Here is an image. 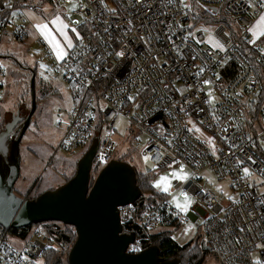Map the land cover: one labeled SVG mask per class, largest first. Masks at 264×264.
<instances>
[{"label":"built area","instance_id":"1","mask_svg":"<svg viewBox=\"0 0 264 264\" xmlns=\"http://www.w3.org/2000/svg\"><path fill=\"white\" fill-rule=\"evenodd\" d=\"M53 1L75 3L73 14L80 18L72 24L86 30L63 60L55 58L43 37L37 40L73 97L58 148L72 156L99 134L93 159L98 171L119 159L115 155L127 137L126 143L141 146L153 170L167 167L173 172L183 166L187 173L172 184L173 193H187L193 201L187 215L170 202L172 194L156 197L150 205H145L149 196H141L119 207L123 227L135 233L127 251H142L153 234L176 229L189 216L197 223L201 219L203 247L222 264H264V159L255 149L264 141V100L260 129L251 131L255 120L248 119L264 85V52L248 29L264 9L249 7L248 0ZM192 1L208 16L227 14L231 25L196 24ZM0 9L7 11L0 36L23 42L32 24L26 2L0 0ZM209 36L224 49L212 46ZM121 51L124 55L117 56ZM211 83L219 90L216 101L206 88ZM119 117L127 121L123 133L116 128ZM208 170L219 178L230 177L239 197L228 202L220 197L203 176ZM47 230L43 224L33 225L23 248L0 237V264H43L39 260L47 249L66 246Z\"/></svg>","mask_w":264,"mask_h":264},{"label":"rangeland","instance_id":"2","mask_svg":"<svg viewBox=\"0 0 264 264\" xmlns=\"http://www.w3.org/2000/svg\"><path fill=\"white\" fill-rule=\"evenodd\" d=\"M26 7L32 21L27 38L23 42H17L9 34L0 36V63L5 68L4 74L0 73L2 76L0 111L4 112L0 121V129L2 125L11 120L12 115L17 111L20 112V115L26 116L31 110V79L35 74L37 107L21 141V173L15 184L17 194L24 198L28 195L30 197H37L42 192L63 184L66 182L67 177H73L76 173L79 159L91 145V143L87 144L82 151L72 156L67 155L62 149L58 148L65 123L68 121L73 107V97L69 84L56 71L52 62L46 59L45 50L37 42L41 35L35 28L36 23H48L49 27H54L51 21L55 16L59 15L65 23L69 24L67 32L73 42L75 41L74 47L86 31L72 24L76 18L80 17L73 14V8L69 12L70 6L63 5L57 1L26 0ZM73 28L76 30L75 32L72 31ZM77 33L79 34L78 36ZM54 35L62 45H66L63 36L55 32ZM260 42H264V37L258 39L257 43L260 44ZM211 45L213 46L212 43ZM33 71L35 72L34 74ZM206 88L211 100L216 101L219 94L217 85L211 83ZM250 118L248 116L249 120ZM59 120H63L64 123L59 125ZM126 123L127 121L124 117L118 118L116 128L119 132L123 133L125 131L127 128ZM260 126L261 121L258 119L255 121V129L259 130ZM126 139L127 137H123L121 148L115 157L129 162L138 174L143 173L148 175L151 184L158 192L172 194L170 202L173 205H175L173 197L176 198V201L184 203V197L180 191L172 192V184L175 178L171 174L178 172L179 168H176L173 172L167 167L153 170L147 160H145L141 146H132L126 143ZM146 140L147 138H144L143 143ZM258 150L264 153V141H259ZM147 167H150L152 170L148 171ZM101 169L98 171L93 169L92 175L96 177ZM165 176L170 181V188L167 192L162 190L163 185L160 188L155 186V182ZM203 176L208 181V185L220 197L225 196L227 198L225 199L226 202L229 199L239 197L240 190L239 188L236 189L230 177L219 178L213 171L209 170L205 171ZM187 212H185V215H187ZM201 222V219L197 223L193 218L188 216L181 226L171 229L172 237L181 245L191 242L186 251L193 254L200 253V256H198V259H201L199 264H222L220 258L213 251L206 250L204 253L199 249L198 245L204 242V233L200 226ZM29 238L30 232L24 236L20 234L16 235L13 232H10L8 235V239L19 248H23L29 241ZM192 248L198 249H194L195 251L193 252L191 251ZM39 261L45 264V257ZM194 263L195 261L189 260L185 264ZM63 264L67 263L64 262Z\"/></svg>","mask_w":264,"mask_h":264},{"label":"water","instance_id":"3","mask_svg":"<svg viewBox=\"0 0 264 264\" xmlns=\"http://www.w3.org/2000/svg\"><path fill=\"white\" fill-rule=\"evenodd\" d=\"M31 97L29 113L23 116L17 111L0 131V225L22 228L47 221L73 225L77 239L69 253V264H181L178 258H162L157 245L138 253L127 251L135 233L124 231L119 207L135 202L143 191L136 169L125 160L113 159L96 177L92 175L99 134L68 181L33 199L15 192L21 173V141L37 107L34 76ZM204 248L209 250L206 245Z\"/></svg>","mask_w":264,"mask_h":264},{"label":"trees","instance_id":"4","mask_svg":"<svg viewBox=\"0 0 264 264\" xmlns=\"http://www.w3.org/2000/svg\"><path fill=\"white\" fill-rule=\"evenodd\" d=\"M49 1H53V0H49ZM22 3H25L26 0H21ZM191 8H192V13L194 15V22L196 24L199 23H206V22H224L227 25H231V17L228 16L225 13H222L220 16H208L205 13H207L199 4L195 3L192 1L191 4ZM7 15V11L6 9H0V21H2V19L4 20L6 18ZM258 41V40H257ZM256 41V43H257ZM259 44V43H257ZM256 52L252 50V59H256ZM227 65H230L232 68L234 67L233 63H227ZM234 70V71H233ZM232 70V73H230L233 75V72L235 73V68ZM36 71V70H35ZM35 72L33 71V74ZM35 76V74H34ZM261 91L259 92V94L257 95V98H255L253 100V104L251 106V110L248 111V116H250V121L251 120H258L259 119V108L260 105L262 104L263 100H264V85L261 86ZM36 111V110H35ZM4 112L0 111V121L2 118ZM35 113V112H34ZM6 124V123H5ZM5 124L1 126V129H4ZM251 125V123H250ZM255 128L252 126L251 127V131H254ZM255 149L257 151V153L264 159V153L258 150V145L255 146ZM121 160H123L122 158H119ZM72 177V176H71ZM71 177H67L66 181H68ZM137 180H138V184L141 187L143 194H142V198L144 196H149V199L147 200L145 205H150L154 202V198L156 197H163L165 194L164 193H160L157 191V189L151 184L150 182V178L148 175L146 174H138L137 173ZM14 190L16 192V189L14 187ZM17 193V192H16ZM27 198L33 199L36 198L35 197H30V195L25 196ZM45 223V227H47V232L49 233H56V240L60 241L61 238H63L66 241V246L62 247L61 249H54V248H49L44 252V257H45V264H63L64 262H66L67 264H69V253L77 239V231L76 228L73 225L70 224H65L61 221H49V222H41V223H36V224H43ZM35 225L32 224L30 226H26V227H22V228H14V227H10V228H5L2 225H0V237L5 236L8 237L10 232L20 235H26L30 232L31 227ZM124 231L125 232H129L132 231L130 228L124 226ZM61 243V242H60ZM189 243L186 244H179L173 237H172V231L168 230V231H163L161 233H155L152 235L150 241L148 242V244L146 245V247L150 246V245H157L160 248V255L162 258H165L166 260H171L174 258H178L181 262V264H185L186 262H189V260L195 261L194 264H199L201 259H198V256H200V253H191V252H187L186 249H188V247L191 245ZM199 249L205 253V251L207 249H205L203 247V243H200ZM198 248H192L191 251H195ZM194 255V256H193ZM198 260V261H197ZM185 261V262H184Z\"/></svg>","mask_w":264,"mask_h":264},{"label":"snow or ice","instance_id":"5","mask_svg":"<svg viewBox=\"0 0 264 264\" xmlns=\"http://www.w3.org/2000/svg\"><path fill=\"white\" fill-rule=\"evenodd\" d=\"M248 4H249V7L253 9H256L257 6L259 9H264V0H248ZM8 6L11 7V5H8ZM76 6L77 5L73 3V5L69 7V12H71L72 8ZM185 7H187V5H185ZM15 14L16 13H13V15ZM51 24L54 27H49L48 23H36L35 28L40 33V35L49 43V45L51 46V50L55 55V58L57 60H63L65 59V57L69 55V53L66 51V48L73 47V40L72 38L69 37L68 32H67V29L69 28V24L65 23L64 20L59 15L53 18V20L51 21ZM72 31L75 32L76 30L73 28ZM203 31L209 32L210 30L208 28H205L203 29ZM248 31L252 33L254 38L264 37V11L260 12L259 20L253 27L249 28ZM54 32L59 33V35L64 37V40L66 41V45H62L61 42L56 39ZM78 35L79 34L77 33V36ZM209 42L212 43L215 48H218L220 50L224 49V45L212 36H209ZM250 42H254V41H250ZM261 51H264V49H261ZM116 55L123 56L124 52L122 51L117 52ZM201 71H203V69H201ZM204 83L207 84L209 83V81H204ZM129 99H133V97H129ZM197 131H199V129H197ZM209 143H211V138H209ZM147 159L148 157H145V160ZM248 171H249L248 169H244V172L246 174L248 173ZM171 176L176 179H186L187 173L184 171L183 166H181V169L178 172H173ZM162 185H163L162 190L167 192L170 188V181L167 176L161 177L160 180L155 182V186L158 188H160ZM181 195L184 197V203H180L176 201L175 197H173V200L175 202V206L178 209L186 212L188 211V208L193 201L191 200V198L188 196L187 193H181ZM25 259H27V257H25Z\"/></svg>","mask_w":264,"mask_h":264},{"label":"crops","instance_id":"6","mask_svg":"<svg viewBox=\"0 0 264 264\" xmlns=\"http://www.w3.org/2000/svg\"><path fill=\"white\" fill-rule=\"evenodd\" d=\"M55 2V1H54ZM33 5V4H32ZM259 20V16L255 19V21H254V23H253V26L257 23V21ZM252 26V27H253ZM253 36V35H252ZM40 37H42V36H40ZM254 38V37H253ZM260 37H256V38H254L255 39V41L256 40H258ZM74 43H75V41L73 42V45H74ZM261 44V45H260ZM260 48L261 49H264V42H260ZM71 51V48H68L67 49V52L69 53ZM264 52V51H263ZM0 80L2 81V76H0Z\"/></svg>","mask_w":264,"mask_h":264},{"label":"flooded vegetation","instance_id":"7","mask_svg":"<svg viewBox=\"0 0 264 264\" xmlns=\"http://www.w3.org/2000/svg\"><path fill=\"white\" fill-rule=\"evenodd\" d=\"M21 125V123H19L18 125H17V127H19Z\"/></svg>","mask_w":264,"mask_h":264}]
</instances>
